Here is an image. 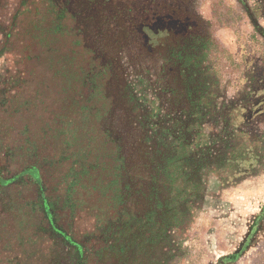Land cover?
Wrapping results in <instances>:
<instances>
[{"label":"rangeland","instance_id":"rangeland-1","mask_svg":"<svg viewBox=\"0 0 264 264\" xmlns=\"http://www.w3.org/2000/svg\"><path fill=\"white\" fill-rule=\"evenodd\" d=\"M0 264H264V0H0Z\"/></svg>","mask_w":264,"mask_h":264},{"label":"trees","instance_id":"trees-1","mask_svg":"<svg viewBox=\"0 0 264 264\" xmlns=\"http://www.w3.org/2000/svg\"><path fill=\"white\" fill-rule=\"evenodd\" d=\"M127 13L129 14V17L135 18V15H139L138 7L135 5V3L132 1V3H127L126 7ZM153 9H146L144 12V16L139 19L138 25H144L147 23H152L155 21L158 17H172V15L167 11H159ZM178 19L179 17H175ZM174 18V19H175ZM178 36V35H177ZM175 36L174 39L180 38L178 40H175L176 45V51L180 50V52L176 56H171L170 62L171 64L177 65L178 63L180 65H185L187 69L190 72V78L191 80L196 84L194 86V94L190 90H183L179 86H173L171 87L170 92L172 93V96L174 97V101L176 100L177 104H180L181 106H194V108H198V110H201V107L204 108L205 101L211 102L213 95L210 94L211 89V83L204 80V77L209 75V65L210 62L214 63V59L211 57L212 49L218 50V44L214 40L213 36L210 34H206L205 32L201 31H195L194 33L190 34L189 36ZM174 43V44H175ZM182 44H190L193 46H189L186 49H182ZM215 55V53L213 52ZM215 57V56H214ZM148 66V65H147ZM149 67V66H148ZM150 68V67H149ZM154 78L153 80L155 83L159 82L158 78H165L167 75V71L170 69L168 66L166 69H160L158 75L155 76V73L157 72L158 65H154ZM175 68V67H174ZM67 72H64L62 77H67L69 75L66 74ZM205 74V75H204ZM157 79V80H156ZM162 79H160L161 81ZM162 82H160L161 84ZM160 88V87H159ZM211 100V101H210ZM183 101V104H182ZM176 104V105H177ZM168 135V133H167ZM187 158L188 155L182 154L181 158L183 157ZM163 172V170H162Z\"/></svg>","mask_w":264,"mask_h":264}]
</instances>
